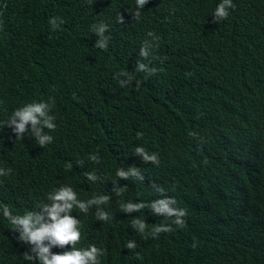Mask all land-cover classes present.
Returning <instances> with one entry per match:
<instances>
[{
	"label": "trees",
	"instance_id": "obj_1",
	"mask_svg": "<svg viewBox=\"0 0 264 264\" xmlns=\"http://www.w3.org/2000/svg\"><path fill=\"white\" fill-rule=\"evenodd\" d=\"M219 2L149 0L137 20L135 0H0V168L12 169L0 176V202L23 215L61 186L83 201L109 196L101 205L108 222L96 219L95 206L72 212L75 247L83 237L98 244L103 264H264V0H233L228 19L214 24ZM54 16L65 23L51 31ZM100 22L110 37L103 50L92 32ZM145 40L153 43L147 60L139 55ZM138 61L157 73L135 72ZM118 72L132 84L120 87ZM51 98L56 129L45 131L53 142L40 147L27 133L15 140L4 127L12 112ZM137 146L158 152L159 166L142 162ZM129 167L145 180L116 176ZM114 181L126 186L122 195ZM153 184L189 203L186 233L144 239L133 230L120 205L162 198ZM129 240L137 250H124ZM25 251L0 215V264H29Z\"/></svg>",
	"mask_w": 264,
	"mask_h": 264
},
{
	"label": "clouds",
	"instance_id": "obj_2",
	"mask_svg": "<svg viewBox=\"0 0 264 264\" xmlns=\"http://www.w3.org/2000/svg\"><path fill=\"white\" fill-rule=\"evenodd\" d=\"M149 0H135V7L129 13L134 19H139L141 10ZM233 0H220L212 12V23L219 24L229 17V10L234 9ZM3 13L0 12V15ZM123 23V16L118 20ZM51 31L60 29L65 21L59 16L51 17L48 21ZM108 31V25L100 22L92 26V32L96 34L98 39L95 47L99 49H107L110 37L105 33ZM147 35L152 37V41L158 39L152 31ZM145 40L140 47L139 55L144 59H148L152 54L153 43ZM135 72H143L148 76L155 75L158 71L155 67H149L148 64L137 62ZM190 75V74H187ZM121 77H124L121 79ZM120 87H127L132 84V76L128 72H118L114 74ZM55 104L54 98L49 101H33L16 108L11 116L5 121L4 127L7 126L14 134L15 140H23L25 134L35 138L40 147H45L53 142V136L48 134L45 129L55 131L56 124L54 115H51V109ZM190 135L195 136L192 132ZM137 138H142L143 133L137 132ZM14 140V141H15ZM201 140L203 138L201 137ZM158 152L149 153L143 146L135 148V155L142 159L144 163H151L159 166L160 160ZM93 162L99 163L98 155L89 157ZM12 172L11 168H0V176H8ZM85 175L91 181H96L98 177L94 172H86ZM146 174H142L137 167H129L127 170L118 168L116 176L121 180L137 178L143 182ZM113 190L116 195H122L124 187L113 182ZM156 189L155 197L161 195L156 200L148 199L146 201L123 200L120 205L121 211L132 220L131 227L138 235L144 239L151 237L159 239L162 233H175L182 235L186 233L192 224V210L189 203L180 195L181 202L176 204L174 197L167 195L172 194L174 189L167 187H159L153 184ZM110 197L107 195L93 196L87 201L78 199L77 193L71 186H61L60 188L49 192L45 200L37 207H33L24 211V214H13L9 205L0 202V215L11 225V231L14 238L21 244H25L28 251L23 253V259L29 264H35L38 260L39 264H103L106 252L95 243H86L84 237L78 248L75 246L81 241L80 220L72 215L73 209H79L87 214L93 206L96 207V219L108 222L111 219L109 213L103 210L101 205L107 204ZM50 201V203H49ZM152 227L149 231L148 224ZM71 246L70 251L62 253L52 252V248H65ZM196 245L193 244V247ZM124 250H137L135 240L127 241Z\"/></svg>",
	"mask_w": 264,
	"mask_h": 264
}]
</instances>
